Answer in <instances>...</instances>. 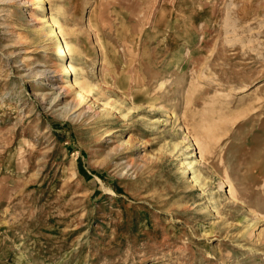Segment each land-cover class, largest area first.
Here are the masks:
<instances>
[{
	"label": "rangeland",
	"instance_id": "obj_1",
	"mask_svg": "<svg viewBox=\"0 0 264 264\" xmlns=\"http://www.w3.org/2000/svg\"><path fill=\"white\" fill-rule=\"evenodd\" d=\"M263 174L264 0H0V264H264Z\"/></svg>",
	"mask_w": 264,
	"mask_h": 264
},
{
	"label": "bare ground",
	"instance_id": "obj_2",
	"mask_svg": "<svg viewBox=\"0 0 264 264\" xmlns=\"http://www.w3.org/2000/svg\"><path fill=\"white\" fill-rule=\"evenodd\" d=\"M53 15H50V18L53 19L52 17ZM59 33V32H57ZM71 47H69V45L66 43V42H62V45L60 46L59 50H58V56H59V59L60 60H65L67 59L70 55H71ZM74 66H72L71 64H69L68 62L65 64V72L67 71H72L74 70L73 69ZM85 100V93H84V90H80L78 92V102L81 103L82 101ZM213 175V174H212ZM264 175V174H263ZM216 177V176H215ZM235 188V186H234ZM231 191H234L233 190V187L231 186ZM232 193V192H231ZM243 199V198H242ZM235 205V204H234Z\"/></svg>",
	"mask_w": 264,
	"mask_h": 264
}]
</instances>
